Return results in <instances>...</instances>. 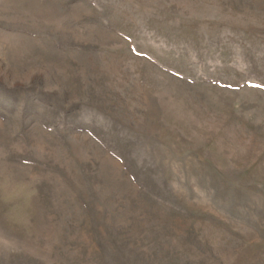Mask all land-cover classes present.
<instances>
[{"label":"rangeland","instance_id":"1","mask_svg":"<svg viewBox=\"0 0 264 264\" xmlns=\"http://www.w3.org/2000/svg\"><path fill=\"white\" fill-rule=\"evenodd\" d=\"M0 264H264V0H0Z\"/></svg>","mask_w":264,"mask_h":264}]
</instances>
